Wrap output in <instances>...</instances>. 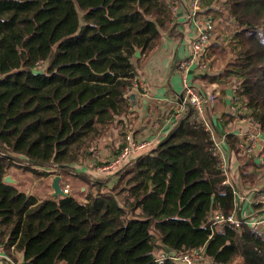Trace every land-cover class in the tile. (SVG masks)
Returning <instances> with one entry per match:
<instances>
[{"label": "trees", "instance_id": "obj_1", "mask_svg": "<svg viewBox=\"0 0 264 264\" xmlns=\"http://www.w3.org/2000/svg\"><path fill=\"white\" fill-rule=\"evenodd\" d=\"M219 14L234 20L236 53L216 80L264 138V0H227ZM171 22L166 0H0V244L23 264H179L155 259L199 248L212 264H264V233L239 217L213 133L192 110L105 176L76 167L130 112L136 60L174 32ZM226 140L246 154L234 133ZM248 160L242 179L253 176ZM20 170L61 175L68 196L28 197L5 182ZM255 209L251 220L263 219L264 204ZM235 211L240 227L214 225Z\"/></svg>", "mask_w": 264, "mask_h": 264}, {"label": "crops", "instance_id": "obj_2", "mask_svg": "<svg viewBox=\"0 0 264 264\" xmlns=\"http://www.w3.org/2000/svg\"><path fill=\"white\" fill-rule=\"evenodd\" d=\"M166 2L174 10L171 22V25L175 27L174 32L170 35V31H165L159 46L147 57H138L140 59L136 60L138 77L147 82L149 86L148 95H143L137 90L132 91L133 100H131L130 112L118 119V122L114 125L115 127H113L114 136L112 138L103 137L98 141L99 155L92 163L94 165L98 160L106 165L103 168L98 167L94 172L86 170L84 163L76 165V167L78 170H83L95 177L105 176L108 173L106 170L108 163L106 162L113 160L127 137L135 142H154V140H159L165 136L174 127L175 120L182 113L180 109V101L183 95L182 78L186 76L190 84L196 86L202 93L205 95L212 94L216 97L215 105L207 109V116L212 125L214 139L219 143L227 162L226 178L228 183L236 189L237 213L239 217L249 221V219L256 217L253 215L255 211L254 199L264 191V177L255 178L254 183L249 179H242L240 170L247 159L242 157L241 154L239 156L235 155L226 140L227 135L230 133H234L240 140H243L247 137V132L253 129H249L252 126L247 121V117L241 118V113L237 116L233 114V87H224L221 82L216 80L229 61L225 60L226 58L220 49L221 46H224L223 42H225L226 33H224V29L217 25V31L215 29L212 35L210 47L206 53V58L208 57L207 60H209L207 70H201L198 64L190 66L187 72H183L178 68V63L188 60L192 55V44L197 37L196 26L191 19L195 3L198 5L200 15L220 18L222 17L219 14L221 1L166 0ZM229 22L234 26L232 19L226 21V23ZM224 111L233 115L232 121L226 122L224 120ZM260 144L264 145V138ZM247 163L249 164L247 167L248 174H254L252 169L255 168L258 170V174L261 171L264 174L259 149L250 156ZM11 176L17 178L14 173ZM55 176L40 179V182H45L40 183L41 188H44V190L47 188L48 192L38 191L41 194L39 196V194L34 195L35 192L33 191L31 195L35 196L38 201L42 197L53 198L52 183ZM113 183L112 181L109 187ZM85 189L88 188H83V190ZM27 193H30V191H27ZM6 255L12 262L1 259L0 264H23V253L15 251L14 248L11 249V252L6 251Z\"/></svg>", "mask_w": 264, "mask_h": 264}, {"label": "built area", "instance_id": "obj_3", "mask_svg": "<svg viewBox=\"0 0 264 264\" xmlns=\"http://www.w3.org/2000/svg\"><path fill=\"white\" fill-rule=\"evenodd\" d=\"M198 9V5H194L193 12L191 14V19L196 26L197 34V37L192 44V55L188 58V60H185L182 63H178L179 70L183 72H187L190 66L196 64L199 65L201 70H207L209 68L206 53L209 50L210 41L216 29V25L213 17L207 15L201 16L198 12ZM133 84L134 87H138V85H140L143 91L148 92L149 86L147 82H145L138 76L134 78ZM182 87L183 95L180 101V109L182 113L180 112L181 114L178 118L183 117L187 111L192 110L196 122L202 123L207 130L212 131V125L207 116V109L212 108L215 105L216 97L212 94L205 95L204 93H202L196 86L190 84L186 76L182 78ZM232 110L235 116L239 114L235 106ZM247 120L254 127V130L248 133V139L241 142L240 148L244 153L249 154L260 147L263 135L260 123L255 122L254 119L250 116L247 117ZM127 140L129 142L128 145L123 149L120 155L116 159H114L110 165H108V167L106 168L107 171L117 168L123 162L128 160V158L134 153L149 148L153 143L152 141L135 142L132 141L130 137H127ZM215 142V155H217L221 159L222 169L226 175L227 162L225 160L223 152L221 151L219 143L217 141ZM261 160L262 164L264 165V152H261ZM226 182L228 183L227 179ZM62 188L66 194L69 193L70 187L68 185ZM256 201H258L259 203L257 204ZM255 204H264V193H261L255 198ZM224 223H230L232 225H235L236 227H240L244 222L237 217L236 211L234 214L228 217H226L222 213L216 214L214 225ZM247 223L253 226H260V229H262V232L264 233V218L260 220H249ZM1 259L12 262V260L6 255L5 246L2 244H0V260ZM169 259H173L179 264H206L207 261L210 264V260L205 255L204 248L193 249L189 252L181 254H171L169 252L163 251L158 254L155 262L163 263L164 261Z\"/></svg>", "mask_w": 264, "mask_h": 264}, {"label": "rangeland", "instance_id": "obj_4", "mask_svg": "<svg viewBox=\"0 0 264 264\" xmlns=\"http://www.w3.org/2000/svg\"><path fill=\"white\" fill-rule=\"evenodd\" d=\"M221 1V6H222V3L223 2H225V1H227V0H220ZM195 5H197V3H195ZM221 8V7H220ZM171 9V8H170ZM173 9V8H172ZM171 9V14L173 15V11L174 10H172ZM201 16H203V15H201ZM207 16H209V15H207ZM212 17V16H211ZM214 18V17H213ZM229 19H231V18H229V17H227V16H222V17H220V18H218V17H216V18H214L213 20H214V22H215V28H216V31H217V28H218V26L217 25H220V27L221 28H223L224 29V33H226L225 35H226V37L224 38L225 39V42H223V44H224V46H221V51H222V53H223V55L226 57V61H230V59L233 57V55H235V53H236V50H234L233 49V44H232V33H233V27L235 26H233L230 22L229 23H226V21H228ZM233 20V19H232ZM218 23H220V24H218ZM233 23H234V20H233ZM235 24V23H234ZM230 28H232L231 29V31H230ZM224 35V34H223ZM227 40H229L228 41V43L227 44H225L226 43V41ZM208 58V57H207ZM209 61V60H208ZM133 82H134V79L132 80V84H133ZM134 90H137V91H140L143 95H148V92H149V90H148V92H145V91H143L142 89H141V87H140V85H138V87L136 86V87H134V84H133V89L132 90H130V92L131 91H134ZM241 118H243L242 116H240ZM245 118V117H244ZM237 121H239V120H237ZM248 121V120H247ZM251 125V124H250ZM252 126V125H251ZM113 127H115L114 126V124L110 127V131L108 132V134L106 135V136H104V138H112L113 136H114V132H113ZM249 129H253L254 130V127L252 126V127H249ZM252 130V131H253ZM252 131H248L247 132V137H245V139H243V140H241V142H243V141H246L247 139H248V133H250V132H252ZM101 138H103V137H101ZM100 138V139H101ZM99 139V140H100ZM99 140H97L96 141V143H95V145H94V147H93V149L95 150L94 151V154H93V156L91 157V158H88L87 160L86 159H82V163H84V166H86L85 168H86V170H89V171H91V172H94L95 170H94V168H103L104 167V165H106V164H104V165H99V161L97 160L95 163H94V165H93V161L94 160H96V156H98L99 155V149H98V147H99V144H98V141ZM240 145V144H239ZM263 146L264 145H260V147L258 148L259 150H260V152L262 151V148H263ZM257 149H255L252 153H249V155L248 154H243V153H240L241 154V156L242 157H245V159H249V156H251L255 151H256ZM117 151V150H116ZM93 157H95L94 159H93ZM96 165H98V166H96ZM264 168V167H263ZM257 168H255V169H252L253 171H254V174H253V176L251 177V179H249V181L251 180V182L252 183H254V179L255 178H260V176H263L264 177V174H263V171H261L259 174L257 173L258 172V170H256ZM18 173H20L21 175L20 176H22V177H19V174ZM16 175H18L17 176V180H19V182H20V184H19V186H23L26 190H28V191H30V193H27V196L28 197H31L32 195V192L34 191V192H38V191H41V190H44V188H41V184L40 183H45V182H40V178H36L35 177V175H32V173L31 172H28V171H23V170H20V171H18L17 172V174ZM50 177V176H49ZM46 178V177H45ZM42 179V178H41ZM227 179V178H226ZM112 183V182H111ZM66 185H68V186H70V189H71V185H70V183H66L65 184V186ZM61 186H62V184H61ZM111 186V185H110ZM85 190H87V189H85ZM45 192H48V190L47 189H45L44 190ZM37 194H39V196H41V194L38 192ZM256 203L258 204L259 202L258 201H256ZM254 204H255V199H254ZM257 204H255V205H257ZM259 205H262V204H259ZM255 209V208H254ZM236 215H237V213H236ZM254 216H256V217H258L259 215H260V211H256V209H255V211H254V214H253ZM214 220H215V218H214ZM206 264H209V262L207 261L206 262ZM210 264H212L211 263V261H210Z\"/></svg>", "mask_w": 264, "mask_h": 264}, {"label": "water", "instance_id": "obj_5", "mask_svg": "<svg viewBox=\"0 0 264 264\" xmlns=\"http://www.w3.org/2000/svg\"><path fill=\"white\" fill-rule=\"evenodd\" d=\"M136 57H140V52L136 53ZM5 182L8 183V184H12V185H19L20 184V182L18 180H16L15 178H13L11 175H8L5 178ZM52 189H53V197L54 198L55 197H59V196H63V197H67L68 196V194H66L63 191V188L61 186V175H57L53 179Z\"/></svg>", "mask_w": 264, "mask_h": 264}]
</instances>
